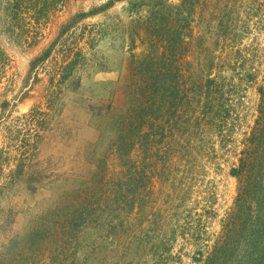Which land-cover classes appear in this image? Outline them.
Returning a JSON list of instances; mask_svg holds the SVG:
<instances>
[{
	"label": "rangeland",
	"instance_id": "rangeland-1",
	"mask_svg": "<svg viewBox=\"0 0 264 264\" xmlns=\"http://www.w3.org/2000/svg\"><path fill=\"white\" fill-rule=\"evenodd\" d=\"M229 1L193 0L186 38L172 44L159 35L167 36L163 17L177 15L180 0H0V264L70 263L72 249L60 229L85 216L100 217L99 228L85 224L86 242L100 244L98 251L105 235H116L127 221L131 230L119 227L120 242L133 232L155 236L157 219L177 234L178 264H200L193 259L197 250L213 245L233 208L238 181L230 170L254 126L264 86V0H233L239 18L222 35L216 13ZM144 29L154 44L143 42ZM46 52L47 59L35 62ZM146 53L159 59L167 81L183 87L212 65L232 105L225 137L204 143L208 150L188 170L195 176L182 199L163 172L164 159L132 152L126 188L114 154L132 138L124 120L132 111L129 63ZM72 61L58 90L60 68ZM102 200L118 210L100 215ZM124 205L133 208L129 219ZM183 228L192 239L180 237ZM113 257L102 264H114ZM88 259L94 264V254Z\"/></svg>",
	"mask_w": 264,
	"mask_h": 264
},
{
	"label": "trees",
	"instance_id": "trees-1",
	"mask_svg": "<svg viewBox=\"0 0 264 264\" xmlns=\"http://www.w3.org/2000/svg\"><path fill=\"white\" fill-rule=\"evenodd\" d=\"M192 6H194L193 0H180L179 6L176 7L179 11L175 9L177 15H173L170 11L166 17H163L165 21L162 29L165 32L166 27L167 36L164 37L163 33L159 35L162 42L173 44L179 38H186L185 32L192 16ZM259 6L258 4L257 10ZM236 7L232 0L217 9L215 26L220 34L228 35L230 24L238 21L239 17L235 18L234 15V11L238 13ZM247 7L252 8L250 4ZM152 8L155 12L160 11L158 7ZM173 17L175 21L172 20ZM238 27H240L239 23ZM144 30L143 42L154 44L153 36L146 34V29ZM48 55L49 52H46L35 62L44 61ZM132 56L129 67L133 75L125 84L130 91L128 103L132 105V111L129 117H123L129 122L132 138L123 146L116 145L114 152L121 169L126 172L125 175L120 174L121 178L123 176L126 178L123 186L129 188L134 165L132 152L139 156L143 155V158L150 154L164 159L163 172L171 182L175 196L182 199L188 195L195 176L188 177V170L197 167L196 160L203 158L208 150L209 144L204 143L209 137H219L221 140L225 137L224 127L232 112L229 95L225 91L223 80L218 82L214 79L212 65L210 72L207 68L202 69L197 74L196 80H189L188 87H183L182 84H172L165 79L163 69L158 63L159 59H155L151 53L140 57ZM73 63L74 61L67 67L60 68L58 74L60 79L55 84L58 90H61L60 84L68 76L67 68L70 69ZM174 78L176 82L180 81L176 74ZM165 82L168 84L166 85ZM258 92L261 96L258 116L250 134L243 140L237 165H233L230 170V175L238 181L233 208L224 219L220 236L213 245L210 247L205 245L207 248L205 253L200 249L197 250V256L193 258L197 263L264 264V86L259 87ZM178 168L182 169L180 175L177 173ZM129 200L131 201L125 199V202L129 203ZM100 204L102 206L98 211L100 215H104L109 210L113 212L118 210L111 209L105 200ZM132 210V207L126 209L124 205L128 219ZM85 217L71 218L69 222H64L65 228L62 226L60 229L59 235L69 239L67 245L72 249L68 254L72 260L68 264H90L88 255L93 254L94 264L108 261L110 255L117 258L114 264H146L143 261L151 264L179 263L180 256L174 255L172 249V242L177 238V234H174L173 227L169 229L157 219L153 222L155 236L148 234L139 236L133 232L131 237L120 242L117 237L124 232L119 227L124 226L122 227L126 229L124 234L131 230V225L127 221L125 225L117 226L116 235L111 233L105 235L104 248L98 251L100 244L86 242L91 240V235L85 231V226L89 225V229L101 227L100 217H93L90 221L84 220ZM181 231L183 235L180 237L186 240L192 239V236L185 235L184 228ZM84 248L89 250L82 257V261L77 256ZM112 263L111 261L110 264Z\"/></svg>",
	"mask_w": 264,
	"mask_h": 264
}]
</instances>
